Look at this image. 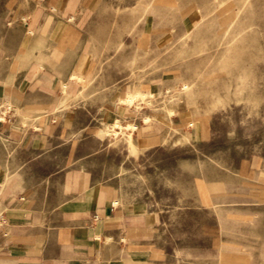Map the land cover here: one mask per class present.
Wrapping results in <instances>:
<instances>
[{"label": "rangeland", "instance_id": "obj_1", "mask_svg": "<svg viewBox=\"0 0 264 264\" xmlns=\"http://www.w3.org/2000/svg\"><path fill=\"white\" fill-rule=\"evenodd\" d=\"M32 1L0 0V39L43 67L39 37L12 22ZM90 9L87 54L57 92V110H75L68 142L30 169L52 176L33 185L65 192L78 176L147 212L142 241L165 264H264V0Z\"/></svg>", "mask_w": 264, "mask_h": 264}, {"label": "crops", "instance_id": "obj_2", "mask_svg": "<svg viewBox=\"0 0 264 264\" xmlns=\"http://www.w3.org/2000/svg\"><path fill=\"white\" fill-rule=\"evenodd\" d=\"M95 1L33 0L22 16L16 5L11 8L12 22L42 42L44 66L31 57L21 61L13 36L0 39V264H165L155 246L142 241L147 212L118 204L110 192L82 187L78 176L65 192L33 185L37 177L50 183L52 176L30 169L53 162L49 157L68 142L57 139L72 129L65 124L75 110L58 111L57 92L62 73L79 72L87 54L84 24L94 21L89 13ZM35 69L45 82L33 77Z\"/></svg>", "mask_w": 264, "mask_h": 264}]
</instances>
